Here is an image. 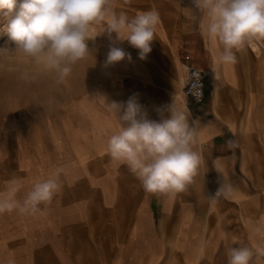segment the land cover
<instances>
[{
	"label": "crops",
	"instance_id": "0c3cea01",
	"mask_svg": "<svg viewBox=\"0 0 264 264\" xmlns=\"http://www.w3.org/2000/svg\"><path fill=\"white\" fill-rule=\"evenodd\" d=\"M112 7L129 18L158 13L152 51L142 60L125 40L118 46L131 59L105 66L110 40L100 24L101 42L89 45L95 53L81 60L72 86V129L35 131L29 154L23 130L4 128L17 143H0V191L18 178L22 198L55 169L62 187L34 215H0V264H228L231 247H264V230L256 232L264 229V40L223 65L192 0H113ZM187 63L207 73L202 105L183 97ZM101 96H135L150 120L167 118L172 103L184 111L202 157L185 191L148 193L110 158L106 142L118 125Z\"/></svg>",
	"mask_w": 264,
	"mask_h": 264
},
{
	"label": "clouds",
	"instance_id": "9594fccd",
	"mask_svg": "<svg viewBox=\"0 0 264 264\" xmlns=\"http://www.w3.org/2000/svg\"><path fill=\"white\" fill-rule=\"evenodd\" d=\"M112 2L24 0L6 27L11 48L42 62L56 82L63 83L73 66L92 54L88 41L95 40L93 25L104 23L110 40L105 66L126 57L131 59L118 46L125 40L139 50L140 59H146L160 22L158 13L149 11L129 18L123 13L117 15ZM192 3L203 15L202 33L219 46L214 58L217 63L234 64L238 52L264 40V0H192ZM15 8L16 0H0V11L10 13ZM103 98L105 108L118 125L106 142L110 158L126 165L148 193L175 196L185 191L198 175L202 157L194 150L196 129L189 124L184 111L172 103L166 109L168 117L161 114V119L156 121L147 117L135 96L126 102H109ZM229 146H233L232 142ZM61 171L55 169L48 178L32 183L22 198L19 194L23 182L18 178L6 182L0 191V215L38 213L40 206L51 203L61 190ZM262 230L257 228L256 232ZM227 255L228 264H252L254 256H264V247L255 250L247 246L231 247ZM8 264L13 261L9 260Z\"/></svg>",
	"mask_w": 264,
	"mask_h": 264
},
{
	"label": "rangeland",
	"instance_id": "374dc122",
	"mask_svg": "<svg viewBox=\"0 0 264 264\" xmlns=\"http://www.w3.org/2000/svg\"><path fill=\"white\" fill-rule=\"evenodd\" d=\"M23 2L16 0V8L10 13L0 11V47H4L0 50V143H17L14 137L5 136L4 128L22 129L29 154H35V131L72 129V86L84 67L79 61L65 81L58 83L42 62L12 50L6 27ZM91 31L95 40L88 41V46L101 42L100 25H93Z\"/></svg>",
	"mask_w": 264,
	"mask_h": 264
},
{
	"label": "built area",
	"instance_id": "2783aa9c",
	"mask_svg": "<svg viewBox=\"0 0 264 264\" xmlns=\"http://www.w3.org/2000/svg\"><path fill=\"white\" fill-rule=\"evenodd\" d=\"M189 61V58H186ZM207 73L187 63L183 79V97L197 105L205 100V81Z\"/></svg>",
	"mask_w": 264,
	"mask_h": 264
}]
</instances>
